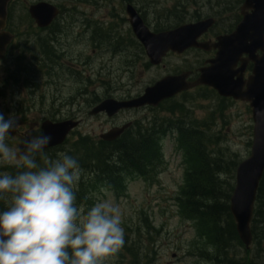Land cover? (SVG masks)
<instances>
[{
  "label": "rangeland",
  "instance_id": "rangeland-1",
  "mask_svg": "<svg viewBox=\"0 0 264 264\" xmlns=\"http://www.w3.org/2000/svg\"><path fill=\"white\" fill-rule=\"evenodd\" d=\"M39 1L60 7L64 12V17L58 24L63 35L62 43L67 45L70 56L61 58L63 70L59 72L57 81L60 82L59 87L62 83L69 84L68 89L60 90V96L65 99L76 92L73 90L82 88L91 96L94 93L113 94L114 89L118 88L125 95L137 93L166 74L193 65L195 53L190 50L182 56L169 54L162 62L164 67L147 68V59L139 51L137 62L131 68L127 66L124 56L122 59L111 56L100 46H92L93 43L90 44L89 38L81 31V22L86 18L97 25L102 22L109 24L108 17L121 15L120 0H13L8 28L15 34V41L7 57L0 61V114L6 119L13 114L17 119V126L8 141L10 146L22 148V142L32 136L35 122L40 119L41 114L44 116L46 107L49 106L41 105L33 94L23 91V63H28L38 54L37 40L40 37L38 32L26 25L27 7ZM134 2L146 13L148 22L155 27L175 26L191 17L197 8L209 12L211 3L217 5V11L223 12L222 17L230 19L233 14L224 12L221 8L222 0ZM238 9L239 7L236 11ZM183 13L184 17L177 19ZM116 20L118 22V18ZM93 32L95 35L99 34ZM79 62L80 66L77 65ZM122 77L124 78L120 84L119 79ZM34 80L39 81L37 77ZM198 97L201 100L193 104L191 118H199L200 127L204 126L203 129L215 140L219 146L217 155L228 162L239 163L245 159L249 154L252 132L251 113L245 103L220 101L207 90H202ZM187 98H190V94ZM34 104L42 106L43 112ZM78 110L84 124L72 133L70 141L62 148L49 152L50 156L55 157L60 152L71 155L80 134L89 135L87 146L91 142H97L98 134L104 129L102 119H87L88 109L83 111V106ZM160 151L163 161L155 169L156 172L154 170L146 178L139 175L124 176L125 189L118 194L100 183L91 187L92 174L79 163L81 178L74 189L79 193V198L81 195V199L76 198L77 206L86 211L97 201L106 199L118 204L122 212L125 244L106 264H211L216 249L197 231L192 221L181 216L178 197L186 170L184 155L175 146L173 137L162 140ZM74 153L71 156L76 158ZM6 168H0V171H6ZM248 252L245 255L241 248H236L229 249L227 255L232 259L253 256L255 259L261 258L260 262L264 264V252H256L252 244ZM219 256L220 253L217 259Z\"/></svg>",
  "mask_w": 264,
  "mask_h": 264
},
{
  "label": "water",
  "instance_id": "water-1",
  "mask_svg": "<svg viewBox=\"0 0 264 264\" xmlns=\"http://www.w3.org/2000/svg\"><path fill=\"white\" fill-rule=\"evenodd\" d=\"M10 0H0V59L4 57L12 36L4 32L7 6ZM37 26L45 27L57 15V9L45 2L28 8ZM133 34L142 45L150 65L157 66L168 52L181 54L190 48L204 51L215 50V56L199 69L195 83L186 82V74L166 76L147 87L141 96L126 102L105 100L92 109L90 115L106 112L112 115L121 109L156 106L161 101L197 85L212 88L220 97L239 100L249 105L252 115V141L249 156L241 161L235 171V185L229 200V211L235 222L239 240L248 248L252 234L250 221L256 192L264 171V0H244L241 21L235 30L219 36L214 43H198L197 39L213 24V19L181 25L172 30L152 33L144 25L132 6L125 9ZM259 53V54H258ZM245 55L247 58L242 59ZM241 65L236 69L238 62ZM251 62V74L243 79L245 65ZM78 122L65 121L58 124L43 122L42 133L52 137L50 147L61 145ZM125 127L113 129L100 136L111 142Z\"/></svg>",
  "mask_w": 264,
  "mask_h": 264
},
{
  "label": "clouds",
  "instance_id": "clouds-1",
  "mask_svg": "<svg viewBox=\"0 0 264 264\" xmlns=\"http://www.w3.org/2000/svg\"><path fill=\"white\" fill-rule=\"evenodd\" d=\"M17 119L0 114V264H106L125 244L118 204H76L81 178L73 156L47 151L40 133L10 146Z\"/></svg>",
  "mask_w": 264,
  "mask_h": 264
},
{
  "label": "flooded vegetation",
  "instance_id": "flooded-vegetation-1",
  "mask_svg": "<svg viewBox=\"0 0 264 264\" xmlns=\"http://www.w3.org/2000/svg\"><path fill=\"white\" fill-rule=\"evenodd\" d=\"M128 5L133 7V9L142 19L144 25L147 26L153 33L171 28L170 25L164 27L158 26L159 28L153 26L148 22L146 13L138 7L134 0H120L119 11H121V15L116 14L115 17H108L109 24L102 22L98 25L96 23L87 21L85 18L81 22V31L89 38L90 44L93 43L92 46H100L106 51L108 55L111 56H118L121 59L124 56L126 58L127 66L132 68L137 62L139 51L141 52V47L139 41L132 33V30L129 26L128 16L125 13V9ZM209 7V12H204V14L201 13L198 8L196 9V15L200 16L199 20L208 18L214 19L212 26L198 38V42L200 43H211L214 42L218 36L229 34L234 30L235 26L241 19L239 11L237 15H232L231 18L228 19L224 16L222 17L223 14L221 13L223 12L221 10L215 11L212 6ZM57 9L58 13L53 21L43 28L38 27L30 19L29 15H26V19L28 21L26 22V25H29L35 30V32H38L40 37L37 40L38 54L33 56L28 63H23V91L33 94L35 99L40 101L41 105L49 104V106L46 107L47 111L45 112L44 116L41 114L40 119L35 122L32 136L42 133L41 125L43 122L47 121L52 124H58L60 122L70 120L77 121V127L68 133L66 140L64 141L67 143L70 141L69 139L72 136V133L75 130H78L84 124L83 119L79 117L78 108L81 106H83V111L88 109L86 114L87 119L100 118L103 121L104 129H102L98 134L97 142L101 140V135L106 134L113 129H120L123 127H125L123 132L112 142H130L146 144L143 146H147V143L151 144L155 141L162 142L163 139L169 138L171 136L174 138L184 137L191 139H196L200 136V134L197 132L199 126L198 120L200 119L195 117L191 118V114L193 115L194 111L193 104H195L196 101L200 99L198 97L200 92L202 90L211 92V90L207 87L194 86L187 91L178 93L174 97L160 102L156 106H144L138 109H123L112 115H108L106 112L90 115V112L93 108L105 100L124 102L135 99L143 93L146 87L152 85L157 80L146 85L137 93H128L126 95L123 93L121 88H118L114 89L115 91L113 94L104 93L99 95L94 93L93 96H91L90 93L85 92L86 89L82 88L73 90V92H76L66 99L61 97L60 90L68 89L67 87L69 84L62 83L61 87H59L60 82L57 81V77L60 76L59 72L63 70L61 58L70 56V51L67 49V45L65 43L63 45L62 43L63 35L61 32V27L58 24V21L64 17V12L60 7H57ZM116 18H118V22ZM199 20L192 18L189 22H196ZM93 31H95V33L98 32L99 34L95 35ZM13 40L15 41V39ZM12 46L13 44H11V47ZM191 51L196 53L193 65L180 69L175 73L166 75H179L184 73L187 75L186 82L189 84L195 83L199 77L198 70L206 65L205 62L214 56L215 51L213 49L209 51L191 49ZM187 52L188 51L176 56H182ZM168 55L169 53L167 56ZM204 56H206V58L203 59ZM77 65L80 66L81 63L79 62ZM159 66L164 67L162 63ZM146 67L151 68L152 66L146 63ZM250 70L251 64L248 63L245 67L244 77L249 74ZM70 72H72V69ZM129 74L131 75V71ZM35 77H37L39 81L34 80ZM123 78L124 77L119 79L120 84ZM110 88L112 89V86H110ZM188 94H190L189 99L187 98ZM216 98L219 99L218 96ZM48 100L50 101L49 103L47 102ZM34 105L39 108L41 113L43 112L42 106L36 104ZM169 106H172L173 108H169ZM194 127H196V129H194ZM187 131L192 134L196 132V134L195 136L192 134L186 135ZM77 138V140L84 139L90 141L88 134H80ZM60 148H62V146L57 148H49L47 151L53 152ZM146 155L150 160L153 157L152 152H147ZM87 163L86 171L91 173L89 162ZM149 164L150 166L155 167L157 163L155 161H151Z\"/></svg>",
  "mask_w": 264,
  "mask_h": 264
},
{
  "label": "trees",
  "instance_id": "trees-1",
  "mask_svg": "<svg viewBox=\"0 0 264 264\" xmlns=\"http://www.w3.org/2000/svg\"><path fill=\"white\" fill-rule=\"evenodd\" d=\"M241 2L242 0H222L221 8L224 12H234ZM10 12L11 6L8 9V24L11 20ZM177 17L182 19L184 14ZM191 134L189 131L186 133V135ZM200 134L201 136L196 139L184 137L176 139L177 148L183 153L186 165L184 182L178 197L181 216L185 220L192 221L197 231L202 233L209 240V244L216 249L211 264H262L261 258L255 259L251 256L246 259H232L227 255L229 249L236 248H241L245 255L249 253L237 237L229 212V197L233 189L237 163L219 157L217 155L219 146L212 136L205 130ZM143 145L146 144L130 142L105 144L99 141L91 142L87 146L86 140L80 139L74 145V155L82 166L89 162L92 174L91 187H96L100 183L112 188L118 194L125 189V175L138 173L145 177L154 168L149 164L151 161L160 163L158 141L147 143V146ZM147 152L153 153L151 160L146 155ZM6 171L13 169L6 168ZM75 193L76 198L81 199V195L79 198V193ZM250 229L254 250L264 252V172L257 188ZM218 253L220 256L217 259Z\"/></svg>",
  "mask_w": 264,
  "mask_h": 264
}]
</instances>
